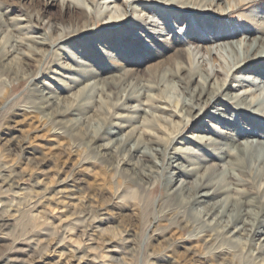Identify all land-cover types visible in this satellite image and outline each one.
Wrapping results in <instances>:
<instances>
[{"label":"rangeland","instance_id":"1","mask_svg":"<svg viewBox=\"0 0 264 264\" xmlns=\"http://www.w3.org/2000/svg\"><path fill=\"white\" fill-rule=\"evenodd\" d=\"M64 1L0 0V211L8 208L13 214L11 225L0 230V258H11L19 249L18 256L28 264H257L253 250L260 232L235 241H203L212 225L187 208L185 194L170 193L178 184L173 172L178 177L185 168L167 164L164 148L173 155L181 148L180 165H188L190 156L202 166L210 164L213 148L194 141L193 134L200 131L185 118L189 111L196 113L190 102L197 103L202 91L225 80L231 91L253 90L247 99L264 94L262 73L259 85L248 80L253 74L243 68L228 76L226 67L233 60L222 48L230 40L264 39V0H242L240 5L239 0H186L199 12L160 0ZM72 2L80 7H69ZM123 14V21L107 24L111 16ZM33 38H43V44ZM207 47L213 48L211 57ZM203 77L208 81L204 87ZM93 82L92 102L80 107L94 92L87 87ZM43 87L59 98V108H76L78 115L63 118L66 127L43 108ZM136 105L153 114L142 112V118L133 119ZM223 105L236 109L233 99ZM174 110L185 112L179 116ZM253 110L246 114L254 123H264L257 115L264 110L259 105ZM84 112L90 118L81 123L76 119ZM207 119L214 124L213 132H205L208 136L233 133V127L236 132L254 129L240 115L229 128L219 119ZM112 130L117 133L110 134ZM254 130L257 135L264 131ZM94 136L95 144L89 143ZM116 137L163 148L157 161L165 170L156 167L150 173L132 155L128 160L133 165L124 170L122 148L104 156L99 147ZM233 168V177L214 178L220 188L215 200L229 194L230 203L254 217L264 209V165L243 157ZM198 171L204 168L188 180ZM11 175H17L19 187L3 180ZM230 180L237 191L226 190ZM249 208L255 209L252 215L246 213ZM262 228L264 223L255 231Z\"/></svg>","mask_w":264,"mask_h":264},{"label":"bare ground","instance_id":"2","mask_svg":"<svg viewBox=\"0 0 264 264\" xmlns=\"http://www.w3.org/2000/svg\"><path fill=\"white\" fill-rule=\"evenodd\" d=\"M66 1V0H65ZM64 1V2H65ZM141 0H132V2H137ZM144 1V0H143ZM162 2H168L169 5L172 3H183L184 7H195L191 8L195 11H198L200 9L199 7L186 3V0H160ZM212 1V0H211ZM233 1V0H232ZM250 1V0H249ZM63 2V3H64ZM236 2V1H235ZM244 3V1H240L237 3V5ZM66 3V2H65ZM74 6L79 8L80 4L76 2H72V4H68L69 7ZM64 6V5H63ZM137 6V5H136ZM139 7V6H137ZM135 9V8H134ZM71 10V9H70ZM92 10L89 9L90 13ZM199 12V11H198ZM125 17V14L118 16L116 18H113L112 16L108 19L107 24H113L123 21ZM6 27V26H5ZM79 34H73L71 36H79ZM155 38H159L157 34H154ZM9 34L6 33L5 37H8ZM70 36V37H71ZM158 36V37H157ZM35 37V35H34ZM37 37V36H36ZM68 38V37H67ZM64 39V40H67ZM43 39V38H41ZM34 39L35 42L43 44L42 40ZM63 40V39H62ZM32 41V40H31ZM55 45L52 44L51 47ZM222 45V44H221ZM34 48L32 45H29L28 48L32 49ZM222 48H224L226 51H228L229 56L232 58V64L226 67L228 69V76L233 75V73L238 70L239 68H243L244 72L252 73L253 76L247 77L248 80H251V83L254 85H259L263 80L260 77L259 73H262L264 75V70L262 65H264V39H254L250 42H242V41H232L225 43L222 45ZM208 55L211 57V55L214 53L212 47L206 48ZM11 51L14 53L17 52L14 48L11 47ZM216 54V53H215ZM17 58V56H15ZM21 57H18V59ZM87 71V69H85ZM89 74L91 76L95 75V70H90ZM126 75H129V72L125 73ZM208 78L213 79L214 76L212 74H208ZM38 78V77H37ZM35 79L36 81L39 79ZM227 80H225L222 83H216V87L213 90L210 91H202L197 98V103L190 102V106L193 110H196V113H189L186 115L187 122L194 123L192 129L198 130L200 133L193 134L194 141L198 144H200V147L206 148L207 145L211 146L215 153H211L208 157V161L211 162L208 165L202 166L197 159H191L189 157L188 165H180L179 159L183 158L181 154L178 152L171 154L170 150H166L164 148V152L166 153L167 158V164L170 163L168 161H173V166L176 168L183 169L185 168V174H180L178 177H175L176 173L173 172V182L176 181L178 184L175 188H172L170 193H179V194H185L187 198V208L191 212H195L200 214V217L202 220H204L207 224H211L212 227L210 232H206L205 236L203 237V241L205 243H212L217 239L218 237H227L230 240H238V238L242 236H249L255 237L256 232L258 233L259 241L256 244V248L253 250L254 255L257 260V264H264V229H260V231H255V228L258 224L264 223V209L260 211V213L254 217H248L243 214V210H238L236 208L235 203L229 202V194L223 196L219 200H215V197L218 195L220 188H219V181L214 180L215 177H219V180H225V177H233L235 174V170L233 168V165L235 164L236 160L238 158L243 157H249L251 160L257 161L258 163H262L264 165V139H262V136H264V131L259 132L258 135L255 133L256 130L254 129H264V123L259 120L257 123L253 122V117L250 116V114H246L248 111H255L253 110V107L255 105H259L261 110H264V94L260 93L259 95H255V98L253 99H247L245 97L247 94L251 95L253 93V90L248 89L242 92H235L231 91L229 86H227L226 83ZM200 82L203 84L202 87L205 85H208V81L206 77H203L200 79ZM38 83H41L39 81ZM93 83H90L88 86L93 87ZM46 84V83H42ZM40 85V84H39ZM91 92L88 94L86 98L81 100L78 105L80 107H84L88 102H92L91 98H88L89 96L92 97V94L95 93V87L90 89ZM41 99L43 102V108L46 109V112L48 115H51L53 117L54 122L61 126L66 127L68 124H64L65 120L63 118L67 115V113H74L78 115V112L75 109L65 110L62 108H59V98L51 92L49 87L41 89ZM88 98V99H87ZM127 98H130L128 96ZM233 99V102L236 104V109L232 108L229 110V107L225 105L224 103L226 100ZM89 100V101H88ZM187 103V102H186ZM146 104V103H144ZM209 106L212 107L211 110H207ZM137 111L135 112V115H132L131 117L133 119H140V113L144 112L148 116L153 114L150 112L146 107H143L142 105H136ZM85 108V107H84ZM88 109V108H87ZM86 111V110H85ZM185 110H181V112H177L174 110V113L176 115H184ZM244 112V113H243ZM46 113V114H47ZM255 113V112H253ZM261 114L264 117V112L260 111L257 112V115L260 116ZM242 116V118H246L245 123H250L254 129H250V126H245L246 128L242 130H238V132L235 131V127L232 128L233 133L226 132L224 136L219 135V133H214V136H208L206 133L213 132L212 127L214 124L210 123L207 119H219L220 123H222L226 128L235 126L233 123L236 120V116ZM62 117V118H61ZM203 117V118H202ZM206 117V118H205ZM90 116H87V113L84 112L81 117L77 118L76 120H79L82 122H87L89 120ZM198 118V119H196ZM147 120V117H143V121L140 127L144 124V122ZM185 120V119H184ZM205 123L208 126H201L200 123ZM72 123V121H71ZM75 123L71 124V127L74 128ZM145 125V124H144ZM184 128V127H183ZM185 129V128H184ZM183 130H179L175 136H179L183 134ZM237 130V129H236ZM206 132V133H205ZM116 130L110 131V134L114 135L116 134ZM97 136H94L93 138L89 139V143L95 144V140L97 139ZM173 138V139H174ZM202 144V145H201ZM101 149V153L103 155L111 156L114 154V152L119 151L120 148H122V152H126L124 154V160L123 164H126V166L123 167L125 170L127 165L132 166L133 163H131L128 158L130 155L137 156V164H141V168L148 170L150 173L155 171L156 167L161 168L158 172H163L165 170V167L157 161V157L160 154V151L163 149L156 145H149V144H141L138 139L128 140L124 141L122 137H116V139H112L111 141H108L102 145L99 146ZM193 155L197 157V151L192 152ZM127 158V159H126ZM152 163V164H150ZM171 164V163H170ZM204 171H198V174H196L193 181L188 180L190 175L195 174V172L198 169H203ZM157 172V173H158ZM197 173V172H196ZM6 175V174H5ZM149 175V174H147ZM185 176V177H184ZM224 176V178H223ZM5 183L9 186H13L15 188L19 187V180L17 178V175L13 176H7L3 178ZM175 182V183H176ZM174 183V184H175ZM238 190L236 187L232 186V182L230 180L229 184L226 186V190ZM204 204V205H203ZM203 205V206H201ZM238 210V211H237ZM237 211V212H236ZM236 212V213H235ZM255 212V209H246V213L251 214ZM13 214H11L8 210V208H3L2 211H0V230H2L5 227H9L12 223ZM200 219V220H201ZM185 226H187V222L185 221ZM218 229V233L212 234L211 232L216 229ZM231 228H234V230L231 231ZM255 233V234H251ZM43 233H37L36 236L39 239L42 237ZM32 239L29 240L27 243H31ZM81 249V246H78L76 250L79 251ZM19 249H15L12 251L11 258L7 255H3L0 258V264H28L25 261H23L18 256Z\"/></svg>","mask_w":264,"mask_h":264}]
</instances>
